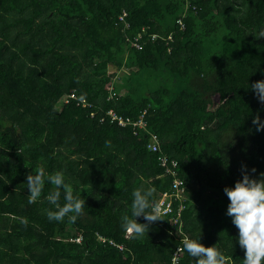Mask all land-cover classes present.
<instances>
[{"label":"trees","instance_id":"16d2710c","mask_svg":"<svg viewBox=\"0 0 264 264\" xmlns=\"http://www.w3.org/2000/svg\"><path fill=\"white\" fill-rule=\"evenodd\" d=\"M261 28L264 0H0V264H195L183 238L199 234L242 264L223 187L241 165L264 172V128L252 123L264 103L251 88L264 80ZM110 108L134 120L147 109L144 130L100 121ZM37 164L81 191L74 223L47 219V180L28 203ZM175 177L181 221L163 214L142 239L127 236L132 190L150 185L159 199Z\"/></svg>","mask_w":264,"mask_h":264},{"label":"clouds","instance_id":"9594fccd","mask_svg":"<svg viewBox=\"0 0 264 264\" xmlns=\"http://www.w3.org/2000/svg\"><path fill=\"white\" fill-rule=\"evenodd\" d=\"M259 37H264V28L259 30ZM257 99L264 103V80H258L251 84ZM252 123L256 130L264 128V120L254 116ZM33 172L26 176V184L29 189L28 203L35 202L41 197L45 180L54 186L45 199L52 206L45 209V215L49 221H62L66 216L69 221L75 222L81 215L84 198L81 191L75 190L65 175L64 170H54L46 173L44 168L37 164ZM241 178L234 181L231 186H224L223 192L228 198L225 215L231 218L232 224L237 228L239 247L243 250L242 264H264V172H260L259 178L251 176L255 173V167L245 170L241 165ZM63 192L64 203L60 197ZM132 200L129 211L119 217L120 227L125 234L132 239H142L148 233V225L161 218V206L155 196V188L152 186H139L132 190ZM143 215L145 222L137 221V217ZM183 249L194 258L195 264H227L225 253L214 244L205 246L200 242V234L183 238Z\"/></svg>","mask_w":264,"mask_h":264},{"label":"built area","instance_id":"2783aa9c","mask_svg":"<svg viewBox=\"0 0 264 264\" xmlns=\"http://www.w3.org/2000/svg\"><path fill=\"white\" fill-rule=\"evenodd\" d=\"M127 12L123 11L122 14H120V19H124V17L126 16ZM178 24L180 25V28H185L186 24L183 20V17H179L177 19ZM143 30H145L143 28ZM142 32H139L133 39L132 42L133 44L138 47L139 49L143 48L145 41L142 40ZM151 38L153 40L158 38L157 34H152ZM169 39H172V36H169ZM76 95L74 93H70V94H65L62 97V102H68L70 100V97H75ZM84 105H87L88 103L84 100L83 101ZM147 112V109H145L143 111V113L141 114V117L137 120L131 119L129 117H125L122 114L118 113L114 108H110L108 109L104 114L101 115L100 117V121H104V120H108L111 123H117L119 125L122 126H126V125H133L134 126V132L138 133L140 131V129L144 130L145 128V122H144V115ZM92 116L95 115V113H91ZM148 147L151 150H157L159 148V139L157 135H152L151 137L148 138ZM162 163L166 164V158H161ZM168 171H171V169L169 168ZM172 173L174 174L175 172L172 171ZM172 188L175 189L173 193L171 194H166L164 193L161 197H159L158 201L160 203L161 206V215L163 214H170L173 213L175 211L174 209V203L173 200L174 198L183 199V191H184V187H183V181L179 178V177H175L173 179L172 182ZM184 207L183 203L179 204V208L177 209L175 216H173V219L171 220L174 224L178 223L181 221V210ZM78 241H81V237H77L76 238ZM112 242L114 243V241L112 240ZM116 244V243H115ZM119 247H123L120 244H117ZM180 251H181V247H178L177 252L175 253V256L173 258V260L175 261L177 259V257L180 255Z\"/></svg>","mask_w":264,"mask_h":264},{"label":"rangeland","instance_id":"374dc122","mask_svg":"<svg viewBox=\"0 0 264 264\" xmlns=\"http://www.w3.org/2000/svg\"><path fill=\"white\" fill-rule=\"evenodd\" d=\"M124 69V70H123ZM123 69H121V70H123V71H121V72H119L118 73V75H117V79H121V76L125 73V71L127 72L128 70L126 69V67H124ZM71 228V227H70Z\"/></svg>","mask_w":264,"mask_h":264},{"label":"bare ground","instance_id":"6f19581e","mask_svg":"<svg viewBox=\"0 0 264 264\" xmlns=\"http://www.w3.org/2000/svg\"><path fill=\"white\" fill-rule=\"evenodd\" d=\"M127 11V10H126ZM80 103V102H79ZM127 116V115H126Z\"/></svg>","mask_w":264,"mask_h":264}]
</instances>
